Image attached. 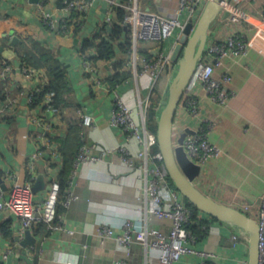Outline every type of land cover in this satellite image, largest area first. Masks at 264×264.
I'll return each mask as SVG.
<instances>
[{"label":"crops","instance_id":"obj_1","mask_svg":"<svg viewBox=\"0 0 264 264\" xmlns=\"http://www.w3.org/2000/svg\"><path fill=\"white\" fill-rule=\"evenodd\" d=\"M66 1L46 0L41 7L31 5L27 0H0V14L24 25L26 29H23L61 62L67 77L64 105H60L58 112L54 113L51 107L31 108L28 96L39 83L46 82V78L29 79L24 75L15 47L10 46L14 31L10 35L11 27L0 23V47L15 52L12 60H6L0 54V67L4 62L12 67L6 84L9 95L4 100L0 96V177L3 180L0 189L7 196L13 185L29 180L33 190L40 179V187L33 192V201L41 205L47 199L50 185L63 180L66 189L68 184L71 185L70 190L78 197L67 208L59 202L55 225L62 229H54L41 237L36 234L39 227L36 223L30 229L36 244L26 247L20 245L24 230L19 219L6 210L0 211V229L7 224L10 232L9 237L0 232V264H114L115 260L126 257L125 248L115 239L122 234L125 221H133L138 228L147 225L166 232L170 228L168 221L146 217L143 181L122 163L119 153L100 151L124 143L126 135L121 128L109 125L113 96L106 88H97L92 82L84 70L79 49L82 41L93 37L103 25L109 10L107 0H94L76 35L62 34L43 23L42 12L56 23L61 21L65 16ZM176 2L138 0V5L156 13H167ZM228 5L243 16L242 25L218 17L208 32V43L223 39L239 28L246 36L248 52L224 58L223 66L213 72L212 77L231 92L225 105L212 100L202 85L197 84L195 88L201 115L214 123L209 140L220 149V154L202 168L194 185L207 197L239 209L257 221L264 193V24L252 27L244 20L264 13V0H231ZM124 29L130 33L127 25ZM124 37L123 34L120 43ZM176 38L174 35L164 45L170 49ZM156 47L155 43H140L139 51L150 57ZM115 52L113 60L98 61L95 65L99 75L107 80L114 75V66L122 62V70L129 76L115 87L121 93L130 94L134 78L130 55L124 53L117 42ZM88 54L96 53L91 50ZM172 66L157 83V92L163 97L173 73ZM225 73L231 77L229 82L223 80ZM137 81L141 98L150 97L149 77ZM107 86L110 87L108 83ZM131 103L134 104L133 98ZM81 114L92 116L93 127L83 125ZM188 127L193 129V122L178 109L174 119V139ZM77 139L84 141L98 160L80 164L73 177L70 173L66 178L60 177L66 165L74 162ZM39 146L41 152L38 155ZM130 147L133 152L138 148L134 141ZM140 163L136 159V166ZM200 216L208 218L202 212ZM104 227L112 229L114 237L100 244L97 233ZM206 229L205 235L192 246L197 251L217 255L209 264H248L246 233L218 220L209 221ZM233 233H239L235 246L230 238ZM128 260L130 264H158V251L134 243L129 248ZM202 260L198 255L187 254L175 264H198Z\"/></svg>","mask_w":264,"mask_h":264},{"label":"built area","instance_id":"obj_2","mask_svg":"<svg viewBox=\"0 0 264 264\" xmlns=\"http://www.w3.org/2000/svg\"><path fill=\"white\" fill-rule=\"evenodd\" d=\"M45 1L39 3L38 6L41 5L42 7ZM208 1L177 0L167 13H156L141 8L138 5V0H129L128 3L119 0H107L109 10L103 25H110L115 21V9L117 7L127 11L124 17V25L130 29V60L134 69L133 89L130 94L121 93L116 88L117 86L113 89L107 86V80L99 75L98 67L86 58V54L82 55L84 70L92 78V82L96 84L97 88H106L105 90L113 96L109 125L121 128L126 135L124 143L112 148H103L100 151L119 153L122 163L143 181L142 190L146 195L144 203L146 217L168 221L170 225L166 232L147 225L138 228L133 221H125L122 226V234L115 236V239L119 245L125 248L126 257L115 260L114 264H130L128 260L129 248L134 243L156 249L158 251V264H175L187 254L200 256L203 260L198 264H209L217 256L213 252L197 251L192 246L196 241L195 237L185 228L186 224L190 222L192 211L186 205L182 195L172 185L161 153L159 150L153 152V148L156 146V133L151 132L146 125L149 96L146 99L141 98L137 81L147 76L150 79V91L154 88L161 77L160 75L172 66L168 59L172 47L168 49L164 44L174 35L178 37L186 23L193 22L195 24ZM93 2L94 0H67L64 6L65 16L61 21L56 23L50 15L42 12L43 23L51 29H58L62 34H69L71 27L68 23L84 22ZM224 9L230 12V16L226 19L239 26L243 16L236 12L237 9L228 4L225 5ZM73 12L77 13L79 18L71 19ZM220 18L224 19L222 15ZM244 21L252 27H260L264 24V13H257L256 16ZM140 43L157 44L155 53L147 57L139 51ZM247 52L248 42L244 31L239 28L223 39L209 41L184 90L178 109L186 115L190 122H193L194 127L193 129L190 128L193 130V134L187 135L183 147L188 158L200 166V170L207 166L212 159L219 156L220 149L209 140V133L214 123L201 115L200 102L195 93V88L197 84L202 85L212 100L225 105L231 96V92L224 88L220 81L212 77L213 72L223 66L224 58L231 55H246ZM173 67L174 65L172 66L174 72ZM21 68L24 75L29 79H34L36 76L44 78L45 76L42 70L25 66H21ZM11 71L10 64L2 63L0 79H8ZM223 80L229 82L231 80L230 75L225 73ZM40 84L33 91H38ZM132 98L134 104L131 103ZM136 98L137 103L135 102ZM31 99L30 94L28 96L29 102ZM81 119L85 127H93L92 116L81 114ZM131 141L137 144L138 148L135 152L130 147ZM82 142L72 164L70 177L75 175L80 164L98 160V157L90 152L86 143ZM38 149H40L37 153L39 155L41 146ZM37 154L34 155V158ZM136 159L141 162L139 166H136ZM70 186L68 184L67 189H65L64 199L61 202L65 208L78 198L70 190ZM59 190V183H52L47 199L40 205L33 201L34 193L29 180L23 184L13 185L7 196H4L0 189V211L6 210L19 219L23 230L31 229L34 224L39 222L47 224L51 230L62 229L61 226L53 224L56 218ZM256 222L259 226V264H264V193L261 197L260 212ZM97 234L100 244H103L106 239L114 237L113 230L107 227L100 228ZM238 236L239 233H233L230 236L233 246L238 243Z\"/></svg>","mask_w":264,"mask_h":264},{"label":"water","instance_id":"obj_3","mask_svg":"<svg viewBox=\"0 0 264 264\" xmlns=\"http://www.w3.org/2000/svg\"><path fill=\"white\" fill-rule=\"evenodd\" d=\"M27 1L31 5H38L44 0ZM230 1L209 0L197 22L195 24L186 23L170 49L168 59L174 65V72L159 104L156 119V146L162 155L174 188L200 212L246 233L249 243L248 264H259V226L257 222L239 209L214 201L195 187L194 181L200 175V166L188 158L183 147L187 135L193 134V130L189 127L185 128L177 139H174V119L184 90L195 71L198 60L205 52L211 26L221 15L224 19L230 16V12L224 9ZM12 34L13 31H10V35ZM18 41V37L13 36L10 46L14 47ZM0 54L6 60H12L15 57L13 49L0 47ZM1 184L3 180L0 177ZM39 187L40 179L33 186V192H36ZM35 244L36 239L31 235L30 229L24 230L20 245L26 247Z\"/></svg>","mask_w":264,"mask_h":264},{"label":"trees","instance_id":"obj_4","mask_svg":"<svg viewBox=\"0 0 264 264\" xmlns=\"http://www.w3.org/2000/svg\"><path fill=\"white\" fill-rule=\"evenodd\" d=\"M124 3H128L129 0H123ZM116 16L115 21L110 25H102L100 30L91 38L85 39L82 41L80 45L79 52L81 55L86 54V58L92 63L96 64L98 61L108 62L115 58V43L119 44V48L130 55L131 52V37L129 31L124 29V17L127 13L126 9L117 7L115 9ZM79 18V15L75 12L71 15V19ZM83 21L80 23L72 22L68 23L71 27V33L76 35L82 25ZM0 23L4 26L11 27L14 34L18 37L19 41L16 43L15 52L20 62L21 66H25L28 68H33L37 70H42L44 73V77L46 78V82H42L40 84V89L38 91H31V101L29 103L31 108H38L40 106L43 109L51 107L53 112H58L60 105H64V94L67 88V77L65 70L59 60H57L54 56L48 54L46 50L42 47V45L33 38V35L26 31L25 26L21 25L14 20H11L9 16L0 14ZM25 28V29H23ZM125 35L123 42H119L122 35ZM5 39V38H4ZM5 39L4 41H6ZM95 51V55L88 54L89 51ZM142 53V52H141ZM148 57V56H147ZM115 73L111 77L107 79V83L110 85V88L113 89L117 84L124 81L129 74L122 70L123 63L119 62L115 66ZM7 79L0 80V96L4 100L6 99L8 86ZM163 98L157 92L156 86L152 89L151 95L149 97V107L146 111V125L147 128L156 133V119L159 110L160 100ZM77 142V149L79 151L80 146L82 145V140L78 142V139L75 140ZM61 149V147H60ZM59 150V149H58ZM63 151V147H62ZM77 151V153H78ZM157 146H154L153 152H157ZM64 153V152H63ZM76 153V155H77ZM73 158V160L76 158ZM73 162H69L68 166L62 171L60 177L66 178L65 176L70 173L72 169ZM172 183V182H171ZM173 185V184H172ZM59 194L58 200L56 204V215H57V207L59 202L64 199V192L66 189V184L63 183V180L59 183ZM186 205L192 211V216L190 222L186 224V229L195 237V240L201 239L207 229L206 226L209 224V221H214L216 219L208 216L206 219L201 218V212L189 204L185 200ZM61 206V205H60ZM62 207V206H61ZM54 220L53 224H56ZM36 225H39L38 229H36V234L41 237H46L50 231H52L47 224L43 222H39ZM9 227L3 225L0 229L2 235L9 237L10 232L8 231ZM35 249V248H34Z\"/></svg>","mask_w":264,"mask_h":264},{"label":"rangeland","instance_id":"obj_5","mask_svg":"<svg viewBox=\"0 0 264 264\" xmlns=\"http://www.w3.org/2000/svg\"><path fill=\"white\" fill-rule=\"evenodd\" d=\"M199 17H200V16H199ZM198 19H199V18H198ZM198 19H197V20H198ZM13 36H15V35H13ZM13 36H12V37H13ZM12 37H11V39H12ZM10 41H11V40H10ZM165 72H166V71H165ZM165 72H163L162 75L166 74ZM160 76H161V75H160ZM162 77H163V76H162ZM162 77H161V78H162ZM169 81H170V80H169ZM169 81H168V83H169ZM157 83H158V82H157ZM157 83H156V85H155L156 87H157V85H158ZM168 83H167V85H166V88H167V86H168ZM166 88H165V90H166ZM161 90H162V89H161Z\"/></svg>","mask_w":264,"mask_h":264}]
</instances>
